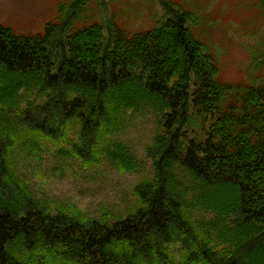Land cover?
<instances>
[{
  "label": "trees",
  "instance_id": "16d2710c",
  "mask_svg": "<svg viewBox=\"0 0 264 264\" xmlns=\"http://www.w3.org/2000/svg\"><path fill=\"white\" fill-rule=\"evenodd\" d=\"M71 1L78 15L84 0ZM188 17L135 33L110 27L108 36L99 23L74 29L72 13L34 35L0 22V264H264V88L222 82ZM22 76L38 91L19 109ZM144 96L157 99L162 117L148 148L155 176L135 187L139 206L81 219L22 199L20 189L9 194L16 126L60 139L77 120V152L87 157ZM176 165L201 184L234 187V203H213L210 222L194 221L175 189ZM206 224L228 233L217 241Z\"/></svg>",
  "mask_w": 264,
  "mask_h": 264
},
{
  "label": "rangeland",
  "instance_id": "374dc122",
  "mask_svg": "<svg viewBox=\"0 0 264 264\" xmlns=\"http://www.w3.org/2000/svg\"><path fill=\"white\" fill-rule=\"evenodd\" d=\"M71 2L0 0V22L17 34L34 35L45 32L49 23L60 26L64 17L72 13L74 29L99 23L104 25L108 36L110 27L135 33L187 12L190 17L186 26L202 44L203 51L214 58L222 82L264 88V0H84L78 15H75L77 7L68 11ZM22 78L25 79L20 88L19 109L38 91L34 79ZM38 100L41 101L40 96ZM136 103L122 109L116 131L99 133V140L87 157L77 152L82 147L77 120L71 123L65 136L51 139L39 131L29 132L16 126L11 115L10 121L18 128L16 131L21 135L18 134V139L22 140L15 153V181L7 184L9 194L13 196L20 189L22 199L32 198L53 214L61 212L81 219L106 216L112 220L139 206L136 185L155 176L154 159L148 148L154 145L162 111L157 99L149 96ZM193 124L188 127L190 131L197 128V118ZM172 170L176 191H181L186 202L193 206L190 216L194 221L208 223L218 212L214 204L234 203L237 194L234 187L201 184L179 165ZM16 181L21 185L19 188ZM207 201L211 209H206ZM205 227L217 241L221 230L228 233L223 224Z\"/></svg>",
  "mask_w": 264,
  "mask_h": 264
}]
</instances>
